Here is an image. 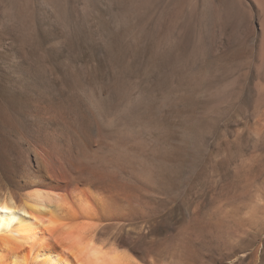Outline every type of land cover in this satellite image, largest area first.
Segmentation results:
<instances>
[{
	"label": "rangeland",
	"instance_id": "374dc122",
	"mask_svg": "<svg viewBox=\"0 0 264 264\" xmlns=\"http://www.w3.org/2000/svg\"><path fill=\"white\" fill-rule=\"evenodd\" d=\"M102 187L132 264H264V0H0V196Z\"/></svg>",
	"mask_w": 264,
	"mask_h": 264
},
{
	"label": "bare ground",
	"instance_id": "6f19581e",
	"mask_svg": "<svg viewBox=\"0 0 264 264\" xmlns=\"http://www.w3.org/2000/svg\"><path fill=\"white\" fill-rule=\"evenodd\" d=\"M56 171L65 182L67 177ZM104 188L96 193V202L84 194L72 200L40 189L24 193L19 200L0 196V264H132L127 252L95 236L105 222L116 221L121 210L112 192L109 195Z\"/></svg>",
	"mask_w": 264,
	"mask_h": 264
}]
</instances>
